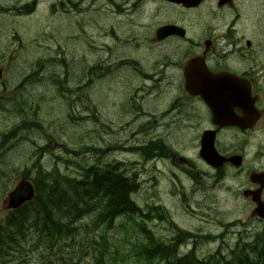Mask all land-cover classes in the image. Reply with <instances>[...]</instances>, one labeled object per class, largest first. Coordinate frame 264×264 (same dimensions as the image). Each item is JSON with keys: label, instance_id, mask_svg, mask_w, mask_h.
<instances>
[{"label": "flooded vegetation", "instance_id": "obj_1", "mask_svg": "<svg viewBox=\"0 0 264 264\" xmlns=\"http://www.w3.org/2000/svg\"><path fill=\"white\" fill-rule=\"evenodd\" d=\"M65 1L67 14L95 7L114 21L96 27L80 81L98 82L104 155H123L122 175L144 179L146 205L162 207L151 231L164 221L166 246L199 262L264 264V0ZM9 105L1 114L20 119V100Z\"/></svg>", "mask_w": 264, "mask_h": 264}, {"label": "trees", "instance_id": "obj_2", "mask_svg": "<svg viewBox=\"0 0 264 264\" xmlns=\"http://www.w3.org/2000/svg\"><path fill=\"white\" fill-rule=\"evenodd\" d=\"M29 8L25 5L20 12L28 14L31 10ZM27 76L28 80H32L37 73H29ZM55 84L57 93L61 94V97H66V89L60 87L58 82ZM73 104L74 102L72 106ZM67 112L68 117L65 121H72L71 126L74 123L80 125L81 121H84V118L72 117L69 109ZM92 118L96 120L94 116ZM41 126L35 119L28 121L22 119L20 131L38 130ZM78 140L84 148L87 147L85 150L97 151L93 146H87L80 138ZM48 144L35 153L37 159L31 168L36 170L34 174L36 176L31 179L35 189L34 198L18 209L0 212V264H21L17 259L12 263L7 257V250L14 253L11 257L14 260L17 249H20L19 251L23 249L19 244L20 237L26 235L35 236L37 241H41L43 249L53 257H56L54 249L56 244L66 241V246L71 249L77 260L85 259L89 264H116L117 255L111 252V246L98 230L111 228L115 217L120 219L121 229L125 226L121 223L122 219H127L133 228L136 227L139 233L145 234L144 221H136L142 214L141 209L130 199V194L137 190V185L122 174L113 176L111 173L114 168L111 166H107L111 168L110 170L102 173L100 168H91V171L84 175L81 161L75 163L78 176L63 175L55 168L46 172L38 163V158L43 151L51 152V142L48 141ZM63 150L67 154L78 155L77 157L84 153L74 152L73 149L64 146ZM26 175H29V172L23 173V176L27 177ZM156 210L158 212L160 209L157 207ZM88 214H92L88 221L83 220L84 215ZM151 214L145 218H150ZM154 214L159 216L157 213ZM133 252L132 256L137 264H159L163 261L170 264L169 259H173L171 264H223L218 261L197 262L191 253L182 256L180 260H175L174 248L159 241L147 247L141 246ZM56 260L64 263L67 259L61 257Z\"/></svg>", "mask_w": 264, "mask_h": 264}, {"label": "rangeland", "instance_id": "obj_3", "mask_svg": "<svg viewBox=\"0 0 264 264\" xmlns=\"http://www.w3.org/2000/svg\"><path fill=\"white\" fill-rule=\"evenodd\" d=\"M15 1L18 0H0V5L9 6ZM39 3V7L31 16L20 15V18L9 17L10 15L4 17L0 16V30L7 31L8 37L11 38H13L12 35L15 33L20 39L16 45H14L15 49L19 47L20 55L16 57L18 53L15 52L14 54L16 59L14 60L13 68L9 71L8 81L16 83L20 72V82H22L23 79L27 78L25 76L31 73L33 68L37 67L43 69L44 77L51 81L54 80L50 78L53 77L51 76L53 73H57L63 77L64 68L56 62L64 58L67 62L69 75L68 81L71 85V90H76V87L81 84L79 81L81 79V71L83 70L84 55L86 54L87 48H91V45L88 42H91L93 45L99 44L97 39L98 32H95L96 27L98 30L103 27L108 29L114 25V21H110L107 25L108 20H105L100 14L94 13L95 7L91 12H89L90 14L83 12V17L80 18L75 13L66 15L56 13L52 14V12H49V0H40ZM91 7L92 6L89 5L87 10ZM101 12L102 10L100 13ZM88 22L89 27L87 32L89 35H92L93 38H89L90 40L85 41L86 36H84L82 32V25L86 26ZM104 24L105 26H103ZM13 41L15 43V40ZM2 47L3 45L0 48ZM93 55L95 60L99 57L96 51L93 52ZM51 59L55 60L52 62ZM38 61H40L39 64ZM48 83L50 85V81H48ZM94 83L95 84H93V86H84L80 92L75 93L78 94L80 101L77 102V99L74 98L72 100L74 101L73 106V102L71 105L65 99L63 102L59 98L61 97V94L59 95L56 92L59 96L58 97L53 90L46 89L44 86L45 79L35 84H30L29 82V84L24 87V90L23 88L20 89V96L23 102H20V114H36L37 118L40 122H42L44 127L43 133L46 136H51L54 140L53 149L55 154H47L42 158V164L47 169H50L52 166H60V170L65 175L66 173L72 174L73 171L75 172V166L65 167V165L61 162L54 159V155H60L61 153L59 152L61 143L67 142L68 139L73 141L75 137L77 138L83 136V141H85V143H88V145L92 144L94 146L95 144L101 142L99 122H97L98 119H100L98 117L99 87L98 82L94 81ZM59 85L63 89L65 88L64 82H59ZM66 108L69 109V111H73L72 117L74 118L80 113H84L86 111L87 117L90 119H87L84 123L79 122L80 125L74 123L73 126H71L72 121L64 122V118L68 114L66 112ZM92 115L95 116V119H97L96 121L92 119ZM8 125L9 124H6L4 126ZM42 135V133H37L35 131H31L23 135V139L20 140V143L13 149L14 152L12 153L13 159L18 163L16 169L19 168L20 171L24 165H28L30 163L31 156L33 154L32 152H34V145H32L31 142H41ZM64 156L67 157L66 155ZM13 164L14 162L11 163L12 167L7 168L8 173L4 181V184L6 185L1 186L0 191L4 190L5 187L10 186L13 182L18 180L16 173L13 171ZM4 195L5 192H0V208ZM142 201H144V198ZM1 211L2 210H0V212ZM85 217L86 215H84L82 219L85 220ZM109 236L111 237L112 245L114 246L122 238V235L117 232L116 228L110 231ZM28 237H30V235L20 237V240H28ZM20 243H22V241H20ZM24 244H26V242ZM34 247L40 249L36 245H34ZM24 248V251H26L30 249V245H24ZM55 253L58 259L61 258V256L65 257L67 259L66 263L72 261L69 253L64 251ZM11 254L13 255L14 253ZM28 254L31 255V252ZM7 257H11V255H8ZM23 257L24 253L22 258L19 259L21 264H36V257H34L33 260H28ZM54 264H56V262Z\"/></svg>", "mask_w": 264, "mask_h": 264}, {"label": "water", "instance_id": "obj_4", "mask_svg": "<svg viewBox=\"0 0 264 264\" xmlns=\"http://www.w3.org/2000/svg\"><path fill=\"white\" fill-rule=\"evenodd\" d=\"M182 2L184 3L186 0H175V2ZM175 28H165L163 29L164 32H171L174 31ZM175 32V31H174ZM203 155H209V151L203 153ZM27 187V188H26ZM22 188V191L13 192L9 197V207L10 208H17L23 202L30 200L32 198V188L28 185ZM21 194V195H20Z\"/></svg>", "mask_w": 264, "mask_h": 264}, {"label": "bare ground", "instance_id": "obj_5", "mask_svg": "<svg viewBox=\"0 0 264 264\" xmlns=\"http://www.w3.org/2000/svg\"><path fill=\"white\" fill-rule=\"evenodd\" d=\"M86 190H88V188H87ZM7 252H8V255H11V257H12V254H11V253H9V252H10V250H7ZM19 262H20V261H19ZM71 262H73V261H71Z\"/></svg>", "mask_w": 264, "mask_h": 264}]
</instances>
